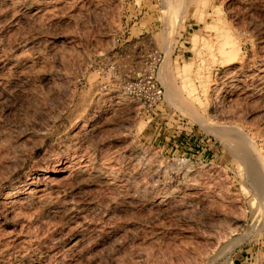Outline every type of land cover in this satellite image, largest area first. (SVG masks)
Returning a JSON list of instances; mask_svg holds the SVG:
<instances>
[{"label":"rangeland","instance_id":"1","mask_svg":"<svg viewBox=\"0 0 264 264\" xmlns=\"http://www.w3.org/2000/svg\"><path fill=\"white\" fill-rule=\"evenodd\" d=\"M165 74L190 76L197 117ZM262 76L264 0H0V264H264V198L230 146L235 126L264 178Z\"/></svg>","mask_w":264,"mask_h":264},{"label":"bare ground","instance_id":"2","mask_svg":"<svg viewBox=\"0 0 264 264\" xmlns=\"http://www.w3.org/2000/svg\"><path fill=\"white\" fill-rule=\"evenodd\" d=\"M218 28L220 29V26ZM223 28L224 27H222V25H221V29L224 30L225 33L224 32L220 33L221 30L218 31L219 32L218 33L219 35L217 34L218 37L222 38L223 35L224 36L226 35L227 30H225ZM222 33H223V35H222ZM227 36L229 37V35H227ZM194 39H193V42H194ZM227 39L224 37L222 40H220V42L218 41L220 45H218L217 50H219L218 52H220L222 54L221 55L222 59L220 58V61L222 63L225 62V61L227 62L228 60L230 61V59L232 60V58H234V55L236 53H238L237 52V48L234 47L235 41L233 40L234 43L232 44L233 45L232 46L231 43L228 41L229 39L228 40ZM233 41L231 40V42H233ZM193 42H191V43H193ZM168 65H169V63H168ZM165 66H166V64H165ZM181 68H182V66H181ZM181 70H183V72L185 73V68L184 67ZM176 72L179 75L180 72H178L177 70H176ZM182 74H181V76L179 75L180 78L184 77V75H186V74H183V75ZM205 74H207V73L201 72L200 69H197L195 74H194L196 76L195 80L196 79L198 80V82H199L198 84H200V87L202 89V90L200 89V92L202 91L203 93L207 92L206 88L209 87L208 85L206 86V83H209V82H207L208 78H206V76L208 77V75H205ZM168 75H170V74H168ZM168 75H166L165 78L163 77L162 80H161L163 85H164V87H165V97H166V99L170 101L175 96H177L178 97L177 99H182L183 103H185V104H183V106H185V109H186L185 112L188 115H191L193 117H197V115L200 114V113H198L199 111H197V109H196L197 105H195V104H197V103L199 104L201 100L199 101V98L196 95L197 94L195 92L196 88L191 83L190 76L188 75L187 77L182 78L180 84L177 86V84H175V82L173 81V79L171 77L173 75H171V76H168ZM174 75H176V74H174ZM259 78H261V77H259ZM262 79L264 80V77ZM207 94H209V93H207ZM205 96H207V95H205ZM119 98L121 100H125L126 99V95H120ZM178 106H179V104H178ZM230 133L232 135V140H231V143H230L231 150L238 157V159L243 163V165L245 166V170H246L244 172H246L248 174V176H249L250 180L252 181V183H254V185H256L259 188V190L261 191V197L264 198V178L261 176V169H259L257 166H255V154H256V152L254 150L255 148H253L252 142L249 140V138L239 128H237L235 126L230 128ZM202 176L203 175H199V173H197L196 175H194L191 178H189V182L187 184H189V186L198 184L199 183V178H202Z\"/></svg>","mask_w":264,"mask_h":264},{"label":"built area","instance_id":"3","mask_svg":"<svg viewBox=\"0 0 264 264\" xmlns=\"http://www.w3.org/2000/svg\"><path fill=\"white\" fill-rule=\"evenodd\" d=\"M141 82H142L141 79H139L137 82L134 83L128 82L127 86L129 92L132 93L133 89H135V87L139 85ZM146 82L148 83V91H147V97L144 100V102H147V104L151 106L152 104L163 98V89L160 85L156 83L153 74L148 75Z\"/></svg>","mask_w":264,"mask_h":264},{"label":"crops","instance_id":"4","mask_svg":"<svg viewBox=\"0 0 264 264\" xmlns=\"http://www.w3.org/2000/svg\"><path fill=\"white\" fill-rule=\"evenodd\" d=\"M251 259V260H250ZM253 264L252 255L247 256V253L237 251L232 258V264Z\"/></svg>","mask_w":264,"mask_h":264}]
</instances>
